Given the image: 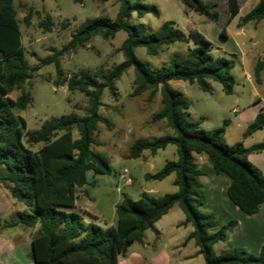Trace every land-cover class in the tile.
<instances>
[{
	"label": "trees",
	"instance_id": "1",
	"mask_svg": "<svg viewBox=\"0 0 264 264\" xmlns=\"http://www.w3.org/2000/svg\"><path fill=\"white\" fill-rule=\"evenodd\" d=\"M80 3L82 0H73ZM119 9L114 20L107 16L89 18L80 25L62 48L46 62H55L63 52H73L93 36L104 39L123 30L127 37L120 50L124 60L109 71L99 68L94 72L80 70L65 80L69 91H79L88 98L83 116L75 114L51 117L36 130L26 131V120L21 113L31 101L26 82L31 78V68L24 56L21 33L13 0H0V167L6 172L0 182L8 183L10 196L27 206L18 211L17 220L8 226L21 223L33 227L39 224L32 239L31 258L34 264H116V256H124L135 242H141L146 229L175 204L184 213L181 224L190 223L192 231L187 239H193L202 255L204 264H264V243L258 253L244 248H232L216 254L213 244L223 241L235 220L218 223L212 212L201 210L205 203L201 170L194 153H204L215 173H224L229 178L226 192L229 199L244 213L251 215L264 202V175L247 156L251 152L264 150V142L245 146L242 141L233 144L223 142L226 121L219 127L205 131L200 121L188 118L189 102L184 94L171 87L170 80L196 82L199 88L210 91L209 80L219 82L222 90L230 94L235 79L230 73L234 60L224 55H214L212 45L201 33L190 31L194 45L188 46L184 56L174 55L169 65L150 68L146 62L135 57L134 49L145 48L149 55H156L165 45L174 42L188 43V36L174 21H164L157 30L143 23L132 24L129 14L138 16L158 9L141 0H117ZM198 14L216 20L217 13L203 0H179ZM229 16L239 11L237 0H227ZM264 18V0H258L241 18L239 26L249 21ZM24 22L29 24L28 15ZM45 31L52 27L49 15L39 22ZM221 34L226 36L225 29ZM132 66L135 72L132 95L145 91L154 94L159 90L162 108L153 113L152 120H166L173 131L151 139L137 138L130 145L128 157L139 158L145 150L155 153L167 145L176 146L177 158L167 160L158 170L145 174L146 180H160L174 174L177 191L154 196L142 191L132 199L123 193L115 206L113 225L101 226L93 221L85 223L82 215L72 210L77 191L88 183L86 173L107 174L111 167L101 155L94 151L93 134L97 123L110 126L108 120L98 113L100 97L105 88H113L114 81ZM264 70V56L256 60L254 75L260 81L259 72ZM17 92L13 97L12 93ZM264 127V109L249 123L244 135ZM78 136H74V131ZM41 144L39 148L33 146Z\"/></svg>",
	"mask_w": 264,
	"mask_h": 264
},
{
	"label": "rangeland",
	"instance_id": "2",
	"mask_svg": "<svg viewBox=\"0 0 264 264\" xmlns=\"http://www.w3.org/2000/svg\"><path fill=\"white\" fill-rule=\"evenodd\" d=\"M203 1L210 4L212 10L217 13L216 20L198 14L179 0H141L144 4L154 5L159 15L148 12L138 16L132 11L128 17L130 23H143L151 30H157L164 21L172 20L185 32L189 40L188 43L174 42L165 45L156 55H149L144 47L138 46L134 49V54L138 60L146 62L153 69L169 65L174 55L184 56L187 47L194 45L188 34L196 30L210 41L214 55L232 58L234 66L230 73L235 83L230 94H226L221 84L213 80H209L210 91L202 90L196 82L181 80H172L171 87L184 94L189 102L188 118L193 121L199 120L201 129L208 131L221 126L226 121L223 142L233 144L241 141L242 133L247 127V123L240 120L239 111L247 109L254 102L252 86H257L260 95L264 97V70L258 74L260 83L256 82L254 75L256 60L264 56V18L257 22L249 21L238 25L242 16L253 8L258 0H237L239 11L229 20L227 0ZM13 6L16 10L25 60L32 73L25 84L31 101L22 112L26 120V131L38 129L44 120L51 117L67 114L83 116L88 106V98L79 91H69L65 80L80 70L94 72L101 68L109 71L121 63L124 55L120 47L127 33L119 30L107 39L95 35L75 51L58 55L61 74L55 62L46 61L59 52L68 42L71 34L87 19L107 16L110 20H114L119 2L117 0H82L80 3L73 0H13ZM26 15L29 24L24 22ZM46 15L51 18L50 31H45L39 26V22ZM222 29H225L226 36L221 34ZM134 76L133 67H128L114 81L113 88H105L101 94L98 113L108 120L110 126H106L103 122L97 123V129L93 134L95 143L92 148L108 162L111 171L107 174H95L91 171L86 173L88 183L82 188H86L88 194L92 196L87 208L96 211L99 218L91 219L84 211L78 210L84 222L91 220L101 226H109L108 222L115 218L112 202L123 193L136 198L143 187H151L154 196L177 191V186L173 182L174 174L160 180H146L143 177L145 173L158 170L167 160H175L177 158L175 145L169 144L153 154L145 150L143 157H128L130 145L135 139H151L173 134L165 119L152 120L153 113L162 108L159 90L157 89L154 94L145 91L132 95ZM16 94L17 92H14L12 96L15 97ZM74 136H78L76 130ZM40 145L36 144L33 148L37 149ZM123 168H127L132 177L133 183L130 185L124 184V179L120 176ZM5 171L4 165L1 166L0 173ZM82 192L81 196L84 195ZM82 201L83 198L78 199V203ZM23 207L27 210V206ZM170 213H175L172 219L184 218L183 211L177 205L173 206ZM165 224V222L156 224L161 230L159 244L165 240L169 242V246L181 243L193 229L192 225H178L171 234ZM21 227L26 233L34 230V227L24 225ZM146 233L149 235L151 230ZM138 245L140 246L135 242L131 247L136 248ZM193 247L196 246L190 240L186 249L190 251ZM191 264H204V259L201 255L197 256L193 258Z\"/></svg>",
	"mask_w": 264,
	"mask_h": 264
},
{
	"label": "crops",
	"instance_id": "3",
	"mask_svg": "<svg viewBox=\"0 0 264 264\" xmlns=\"http://www.w3.org/2000/svg\"><path fill=\"white\" fill-rule=\"evenodd\" d=\"M171 81L172 80L169 81L170 85ZM260 81L257 83H260ZM252 87L253 97L255 99L254 102L247 109H242L239 111L240 120L247 123V126L253 121L256 114L264 109V97L260 95L257 86L254 85ZM233 110H237V108H233ZM21 115L23 116L22 113ZM244 131L242 133V139L240 140L245 146H250L258 142H264V127L253 131L248 135H244ZM194 156L198 168L202 172V174L199 176V181L202 184L205 203L201 207V210L212 212L215 216V219L220 224L231 219L236 221L235 226H233V228L227 232L225 239L213 244L214 252L216 254H220L225 250L240 247L251 253H258L261 245L264 243V202L260 204L256 213L251 215L244 213L229 199L227 195L226 189L230 178L224 173H215L213 167L208 165L210 163L207 161L206 155L204 153H194ZM141 157H143V155ZM247 158L252 164L259 168L264 175V150L251 152L248 154ZM5 172L0 173V176L4 175ZM117 191H119L118 187ZM142 191H146L150 194L153 193L151 187H143L141 188L140 192H138V196L136 198L139 197ZM81 192L84 195L81 196ZM120 193L122 192L120 191ZM79 198H83L81 203H78ZM121 198L122 194L119 198L113 200V209H115L116 204L120 202ZM91 200L92 196L88 194L86 188H79L77 191V197L75 199V205L72 210L77 212L78 210L84 211L89 216V218L92 219L97 217L98 219L99 217L97 216V212L87 208V203ZM22 204L23 203L16 201L10 196L8 191V183L1 181L0 264H34L31 258L32 239L38 231L39 224L37 223L35 226H33L34 230L27 233L21 227V225H23L21 223H17L12 226L7 225L9 221L17 220L16 213L18 211L25 210L23 207L24 205ZM173 206L168 210L167 213L162 215L154 223V228L150 229L151 233L149 235L146 233L149 229L145 230L142 241L136 242L139 243L140 246L138 245L136 248L130 246L124 256H116V264H191L193 258L201 255L198 253V247L196 246L194 240L187 239L188 234L178 245L176 244L169 246V242H166L165 240L159 244L161 230L156 227V224H163L165 222V225L168 226L167 231H169L171 234L178 225H183L181 222L184 220V218L182 220L172 219L175 214L170 213ZM90 221H86L85 223ZM114 221L115 218L113 221H109L108 224L113 225ZM185 225L191 224L188 223ZM190 240L194 242L196 247H193L190 251H188L186 246L189 244Z\"/></svg>",
	"mask_w": 264,
	"mask_h": 264
},
{
	"label": "built area",
	"instance_id": "4",
	"mask_svg": "<svg viewBox=\"0 0 264 264\" xmlns=\"http://www.w3.org/2000/svg\"><path fill=\"white\" fill-rule=\"evenodd\" d=\"M120 176L124 179V183H125V184H132V183H133L132 177H131V175L129 174L127 168H123V169H122V171H121V175H120Z\"/></svg>",
	"mask_w": 264,
	"mask_h": 264
}]
</instances>
